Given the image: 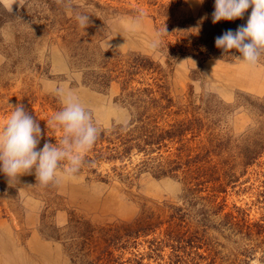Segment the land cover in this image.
I'll return each mask as SVG.
<instances>
[{
	"label": "rangeland",
	"instance_id": "obj_1",
	"mask_svg": "<svg viewBox=\"0 0 264 264\" xmlns=\"http://www.w3.org/2000/svg\"><path fill=\"white\" fill-rule=\"evenodd\" d=\"M214 3L0 0V127L13 107L22 104L42 129L37 150L45 142L55 145L63 132L52 124L47 127V121L63 108L57 95L61 87L78 97L95 126L129 124L132 112L124 102L123 80L116 78L119 72L106 84L99 78L112 63L139 55L158 73L137 80L144 82L143 88L169 95L179 118L197 120L198 136L191 147L198 152L215 149L220 176L195 198L189 196L182 174L134 175L136 169L129 165L125 172L134 176L120 181L105 164L98 174L80 172L75 178L61 171L51 182V194L41 198L34 170L10 182L0 172V264H73L63 244L45 235L51 228L62 232L71 216L97 227L129 224L145 210L168 206L187 215L182 232L194 233L198 248L189 247L185 235L186 242L176 253L179 258L171 247L159 257L152 255L150 242L165 239L164 226L161 232L141 237L136 248L124 252V261L138 254L143 264H264V152L250 166L243 165L241 155L264 148V57L255 68L220 51L205 58L193 42L184 43L168 31L171 26L177 31L184 22L190 30L199 22L209 25ZM80 14L89 15L88 27L78 24ZM250 14L251 8L242 19L225 22L235 31ZM216 24L223 34L226 30ZM155 41L159 44L153 48ZM224 172L234 177L225 180ZM99 174L111 177L102 182ZM220 185L221 193L212 192ZM220 207L223 210L216 212ZM167 216L166 211L163 218Z\"/></svg>",
	"mask_w": 264,
	"mask_h": 264
},
{
	"label": "trees",
	"instance_id": "obj_2",
	"mask_svg": "<svg viewBox=\"0 0 264 264\" xmlns=\"http://www.w3.org/2000/svg\"><path fill=\"white\" fill-rule=\"evenodd\" d=\"M216 25L212 21L209 25L199 22L190 30L184 22L178 26L177 31H174L172 26L168 31L169 35L178 37L184 43L193 42L198 52L207 58L214 56L217 51L223 53L222 49L215 46V38L222 35L217 31ZM220 26L228 30L231 25L221 21ZM232 52L239 54L235 50ZM229 58L232 56L229 55ZM112 64L99 79L101 83L106 84L105 80L111 82L112 75L119 72L116 78L123 80L124 102L132 112V120L125 126L110 129L96 126L99 129L98 138L92 149L86 153L78 173L98 174L99 167L108 164L112 166L114 178L120 181H129L134 175L144 172L176 178L182 174L187 181L189 196L195 198L197 194L206 192L209 184L218 183L220 176L218 165L214 163L215 149L202 148L198 152L191 147L198 136V127L195 129L197 120L179 118L169 95L155 92L151 87L143 88L144 82L137 80L138 76L143 79L146 75L158 73L154 64L139 55ZM134 83L139 86H133ZM263 152L264 148L257 147L241 154L243 165L250 166ZM134 159L139 160L135 163ZM129 165H133L132 170L136 169L134 175L125 172ZM223 175L225 180L234 177L227 172ZM97 176L102 182H108L111 177H101L100 174ZM35 185L44 194L41 198L49 196L53 191L50 188L51 183L42 186L36 180ZM221 187L220 185L217 190L212 189V192L221 193ZM213 205L210 204V209L214 208ZM49 208L50 206H47V210ZM219 210L222 211L223 208L220 207L216 212ZM166 211L168 216L165 220L163 217ZM186 216L183 210L168 206L156 212L145 210L129 224L102 227L92 226L88 220L71 216L62 232L51 228L45 235L63 244L73 264H143V257L138 254H134L133 259L124 261V252L136 248L141 237L161 232L164 226H167L165 239L156 238L150 242L151 254L159 257L165 247H171L173 256L179 258L176 253L181 252L182 245L186 242L185 235L188 234L182 232L183 226H187ZM43 218L46 219L47 216L44 215ZM248 229L250 230V227L247 226ZM187 238L189 247L198 248L195 245L194 233L187 235ZM117 252L120 254L117 255Z\"/></svg>",
	"mask_w": 264,
	"mask_h": 264
},
{
	"label": "clouds",
	"instance_id": "obj_3",
	"mask_svg": "<svg viewBox=\"0 0 264 264\" xmlns=\"http://www.w3.org/2000/svg\"><path fill=\"white\" fill-rule=\"evenodd\" d=\"M250 8L247 23L216 37L215 46L222 49L225 55L234 57L249 68H255L264 57V0H215L211 18L213 24L242 19ZM76 19L81 27H88L89 15L80 14ZM158 44L159 41H155L152 47L156 48ZM57 95L63 108L51 121H47V127L52 124L63 132L55 145L45 142L37 150L42 129L22 104L13 107L14 111L8 116L6 124L0 127V172L6 175L9 182L21 175L32 174L33 170L37 182L42 186L54 182L61 171L64 176L75 178L86 153L94 146L99 129L89 111L73 92L61 87L57 89Z\"/></svg>",
	"mask_w": 264,
	"mask_h": 264
}]
</instances>
